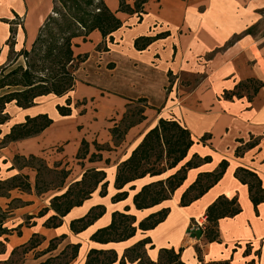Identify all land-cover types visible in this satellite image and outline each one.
Listing matches in <instances>:
<instances>
[{"label": "crops", "instance_id": "1", "mask_svg": "<svg viewBox=\"0 0 264 264\" xmlns=\"http://www.w3.org/2000/svg\"><path fill=\"white\" fill-rule=\"evenodd\" d=\"M103 1L122 25L111 33L112 41L103 38L98 30L91 31L86 41L81 37L73 38L74 54L88 55L74 73V88L63 96L36 97L34 105L28 108H20L11 102L5 108L9 119L0 124V134L4 135L14 124L24 122L26 116L46 113L52 119L50 126L36 136L11 142L2 150L16 148L23 155L55 157V160L65 162L78 160L85 162L86 169L103 170L106 174L105 196L101 197L96 189L81 205L74 206L61 218V226L47 228L43 226L44 221L35 223L32 224L35 228L32 234L43 236L42 244L64 234L65 239L58 244L55 255L69 243H80L77 257L69 264H84L83 242H89V248L94 247L89 236L107 226L113 212H123L127 206L139 221L149 213L167 207V217L155 228L138 230L128 240L108 243L107 246L116 251L117 245H123L125 249L148 237L153 248L148 249L147 254L153 260L159 249L172 248L179 252L184 264H201L197 249L204 263L230 260L231 264H245L253 260L254 264H264V203L258 204L255 211L247 186L234 177L238 167L250 169L257 173L264 186V87L250 102L245 97L234 100L222 97L224 90H231L240 81L252 78L264 82V67L257 68L258 64L264 63V38L255 42L246 32L262 18L264 0H148L143 6L141 20L136 13L119 11V0ZM125 1L132 6L133 0ZM52 6L53 0H0V62L5 59V41L12 20L20 17L22 21L16 28L15 47L28 48ZM156 35L162 36L145 49L134 47L135 39ZM245 58L250 60L249 63L254 62L249 69L243 66ZM182 75L198 77L201 81L179 97L178 103L184 101L183 105L177 107L176 116L172 115L189 130L193 140L186 160L197 154L210 156L211 161L189 169L170 199L158 205L137 210L132 199L142 186L165 179L174 172L172 170L159 176L146 175L125 185L123 189L128 192L127 198L111 202L112 195L117 192L113 186L116 167L130 155L159 118H171L166 108L173 103L172 98L176 100V91L168 93L167 87L170 77L177 80ZM68 97L71 99V114L61 116L55 106L63 105ZM138 99H142L141 103L145 105V119L114 144L110 129L119 123L127 105ZM235 103L236 109L230 107ZM204 134L209 138L202 142L200 138ZM250 135L258 137L260 143L241 156H235L236 139L248 141ZM82 140L88 145V155L77 159ZM95 144L109 149L96 150ZM92 153L100 155L101 159L89 161ZM223 159L228 165L219 181L188 206H180L182 193L198 174L216 170ZM221 195L237 197L241 212L218 221L219 242H206L203 234L193 235L188 228L194 218H204L206 208ZM97 204L104 205L105 213L82 232H71L69 223L84 216ZM65 223L69 232L62 229ZM69 234L75 237V241L69 240ZM247 245L249 252L245 255Z\"/></svg>", "mask_w": 264, "mask_h": 264}, {"label": "trees", "instance_id": "2", "mask_svg": "<svg viewBox=\"0 0 264 264\" xmlns=\"http://www.w3.org/2000/svg\"><path fill=\"white\" fill-rule=\"evenodd\" d=\"M147 1L133 0L131 6L125 0H119L118 10L128 14L136 13L138 20H141V14L144 13L143 6ZM121 25L122 22L115 16V13L109 10L103 0H53L51 12L40 26L30 50L23 49L18 53L22 56L23 63L17 64L13 59L8 61L6 66L0 68V124L9 119L5 108L11 102L20 108H28L34 105L36 97L48 94L63 96L74 88V72L87 59L88 55L74 54L73 38L81 37L83 41H86L91 31L98 30L103 38L108 37L109 41H112L111 33L120 28ZM13 28L11 27L10 29L9 40L14 38L15 30ZM161 36L139 37L135 39L134 47L137 50H143ZM6 67L8 69H5ZM262 87H264V82L250 78L236 83L231 90H224L222 97L226 100L245 97L250 102ZM142 101V99H138L136 102L141 103ZM131 105H127L126 112L119 123L110 129L114 144H118L123 140L124 135L131 127L145 119L143 115L145 105H142V109L130 111ZM55 108L61 116L70 115L72 111L71 99L68 97L63 105L57 104ZM132 117L136 119H132ZM51 123L52 119L46 113L33 117L26 116L24 122L14 124L9 132L3 136L0 146L4 147L11 142L36 136L50 126ZM207 138H209V135L204 134L200 140L204 142ZM236 142L237 146L234 150V155L241 156L246 150L256 147L260 143V139L250 135L248 141L237 138ZM192 144L193 140L189 130L179 121L174 118H159L157 124L144 134L130 155L118 165L113 184L117 192L112 195L111 202L114 203L127 198L128 192L123 189L125 185L146 175L158 176L169 169L176 168L187 156ZM83 148H85V151L81 154ZM95 148L96 150L109 149L108 146H99L97 144H95ZM87 155L88 145L82 140L76 158L84 159ZM29 156L31 159L36 158L34 155ZM14 158H23V156L17 155ZM100 159V155L96 153H92L89 156V161ZM210 161V156L200 157L197 154H193L191 158L180 164L165 179L142 186L133 196L134 207L137 210L147 209L170 199L174 191L183 183L189 169ZM227 165V160L223 159L216 170L199 173L197 178L182 193L179 205L188 206L201 197L219 181ZM89 173H91L89 176L90 187L85 191L78 189L76 192L80 195L78 198L70 197L71 186L64 193L52 198L50 209L53 210L54 214L50 215L43 223L44 227L57 228L61 226V218L74 206L81 205L97 188H99L98 193L101 197L107 194L108 183L105 179V172L102 170L85 171L82 179L76 181L74 185L81 186ZM234 177L247 186L249 199L256 211L257 205L264 203V186L261 179L256 172L243 167H238L235 170ZM60 186L62 185L58 187ZM14 187L19 188L18 185H11V188ZM25 188L28 189L29 187ZM36 188L37 192L48 190H41L37 185ZM130 189H133V187H130ZM48 210L49 208H45L39 211L38 216H43ZM240 212L241 207L237 197L218 196L206 208L205 229L192 232L191 234H203L206 242H219L218 221L222 218L234 217ZM104 213V205H94L84 216L72 220L69 223V229L73 233L82 232ZM168 213L169 208L163 207L137 221L136 217L129 214L128 208L125 207L123 212H113L110 223L92 233L90 240L99 244L119 243L128 240L138 230L142 232L155 228L164 221ZM3 222L4 219H0V236L5 235L7 237L13 229H6L3 226ZM17 234L20 236V231H17ZM6 237L0 240V251L5 250L4 241L7 240ZM64 238L65 235L62 234L59 237L49 239L47 247L35 258L55 250ZM42 241H44V237L33 233L28 241L12 249L11 254H14L19 248H23V254L25 255L28 250L37 248ZM147 244H149V248H153V244H151V240L148 237L137 240L134 244L124 249L120 258H118L116 251L112 248H91L86 254L84 264H115L116 262L118 264H126L135 261H137V264H142L140 263L141 256L145 253ZM79 248V243H69L57 255L49 256L37 264H69L77 257ZM248 252L249 247L247 245L244 251L245 255H248ZM197 256L201 264H231L230 260L204 263L199 249H197ZM145 264L184 263L180 259L179 252L172 248H162L159 250L156 261L147 259ZM245 264H254V261L250 260Z\"/></svg>", "mask_w": 264, "mask_h": 264}, {"label": "rangeland", "instance_id": "3", "mask_svg": "<svg viewBox=\"0 0 264 264\" xmlns=\"http://www.w3.org/2000/svg\"><path fill=\"white\" fill-rule=\"evenodd\" d=\"M21 22L22 21L20 17H15L10 23V29L11 27L15 26L13 28L15 30V34L12 40H9L10 38V34H9V37L5 41L7 52L5 54V59L3 60V62H0V68L3 66H6L8 61H12L13 59L14 61H16L17 64L23 63V58L18 53L23 49L30 50L31 48L32 43L30 46H28V48H25L23 46L17 49L15 47L16 46L15 45L16 44V40H15L16 28L18 25H21ZM246 32L250 34L252 39L254 38L253 40H255V42L257 39L264 38V12H263L262 18L258 22H256L253 26H251L249 29H247ZM235 38H238V35ZM1 51L2 49L0 47V53ZM249 61L250 60H246V58L243 60V66H245L246 69H249L251 65H253L254 63V62L249 63ZM263 67H264L263 62H262V65L258 64L257 66L258 69H261ZM5 69H8V68L6 67ZM197 82H199L198 77L188 78L182 75L177 80H174L172 77H170V83H169V86L167 87V91L168 93L172 92L173 90L174 92L176 91L174 93L176 100L172 98L173 103L167 106L166 112L168 111V113L171 115V118H165V119H173L172 115L176 116L175 114L178 113L177 107H180V105H183L182 102H184L182 101L179 105L178 103L179 97L182 95L184 96L185 91L194 87L197 84ZM243 94H245V92H243ZM142 105L143 103L135 102L134 104L131 105L129 110L133 111V110L142 109ZM170 106L171 107L176 106V107L172 109L170 108ZM230 107L236 109L237 104L236 103L231 104ZM132 119H136V118L132 117ZM4 135L0 134V142ZM2 148L3 147L0 146V219L1 220L4 219L3 226L6 227V229H13V230L11 231L10 235H7V237L5 235L0 236V240H2L4 237H6L7 239L6 241H4L5 250L0 251V264H3L5 262L7 264H15V263L21 264L22 262L25 264H32V263L37 264L45 260L47 257L55 255L53 254L55 250H53L45 255L35 258L36 255H38L41 251H43L47 247L49 240L45 241L44 244H42L43 243L42 241L41 243L42 245L40 244L37 248L28 250V252L25 255L23 254V248H19L18 250L15 251L14 254H11L12 249H14L15 247L19 245L24 244L26 241L29 240V238L31 237L32 231L35 230V228L32 227V224L41 223L43 221L45 222L50 215L54 214L53 210L50 209V201L52 200L53 197L64 193L70 186H71L70 197L74 199L80 196L76 193L78 189H82L83 191L88 190V188L90 187L89 176L91 175V173L87 175V177L85 178L81 186L79 185L75 186L74 183L82 179V176L85 171L93 170V168L87 170L85 168V162H81L78 160L76 161L67 160L65 162L62 160H55V157L42 158L36 155H34L36 156L35 159H31L29 155H23L21 153L19 154L16 151L17 150L16 148L14 150L13 149L2 150ZM104 148H107V147H104ZM84 151H85V148L82 149L81 154ZM17 155L23 156V158L15 159L14 157ZM186 158L187 156L183 159V161L179 163V165L186 162L188 160V159L186 160ZM121 162H119V164ZM178 166L176 168L169 169L167 171H170V170L175 171L178 168ZM117 167H116V171H117ZM11 185H18L19 188H15V187L11 188ZM36 185L41 190L42 189L43 190L48 189V190L44 192H37ZM59 185H62V186L58 187ZM27 186L29 187L28 189L25 188ZM97 190L99 192V188H97ZM45 208H49L48 212H46L43 216H38L39 211ZM127 208H128V213L132 214L129 211V207ZM62 229L69 232L68 227H66V223L62 226ZM17 231H20V236L17 234ZM71 235L72 234H69L70 236L69 240L75 241V237ZM90 236L88 238L89 241H91ZM61 242L59 244H61ZM91 242L95 244V246L92 248H100V249L109 248L107 246L108 244H99L94 241H91ZM83 245H84L83 251L85 253L84 258L86 260V254L88 250L91 249L89 248L90 243L84 241ZM116 249H117L116 253L118 255V258H120L124 252L123 245H117ZM148 249H152V248H149V244L145 246V253H143L141 256L140 263L142 264H145L147 259L153 260L147 254ZM159 250H158V254H159ZM158 254H157V257H158ZM44 256L46 257L44 258ZM157 257L153 261H156ZM85 260H84V263H85ZM115 264H118V262H116ZM126 264H137V261L133 263H126Z\"/></svg>", "mask_w": 264, "mask_h": 264}, {"label": "built area", "instance_id": "4", "mask_svg": "<svg viewBox=\"0 0 264 264\" xmlns=\"http://www.w3.org/2000/svg\"><path fill=\"white\" fill-rule=\"evenodd\" d=\"M206 226V218H194L189 225V232H194V231H203Z\"/></svg>", "mask_w": 264, "mask_h": 264}]
</instances>
